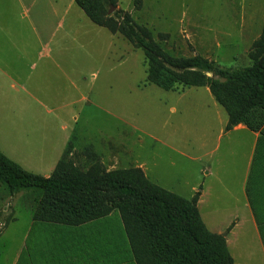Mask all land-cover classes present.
<instances>
[{
  "label": "rangeland",
  "instance_id": "374dc122",
  "mask_svg": "<svg viewBox=\"0 0 264 264\" xmlns=\"http://www.w3.org/2000/svg\"><path fill=\"white\" fill-rule=\"evenodd\" d=\"M53 1L71 2L72 8L65 23L52 28L41 58L33 48L34 38L26 36L29 53L24 59L10 43L0 61V69L6 70V76L0 71V151L40 175L49 173L62 156L89 176L138 169L132 171V182L140 176L155 183L154 178L155 184L191 199L192 186L201 181L202 164L214 165L213 158L194 159L204 128L208 129L204 149L217 150L224 165L218 173H225L227 190L241 198L250 138L244 131L217 140L216 100L210 89L179 85L164 89L155 79L171 81L172 73L161 71L151 77L142 49L121 33L92 23L74 0ZM107 14L116 19L128 15L135 25L148 29L170 56H200L240 67L249 64L251 45L261 34L264 0H115ZM217 106L227 119L224 108ZM247 119L254 130L241 124L264 135V107L251 109ZM251 189H246L250 199ZM42 195L35 188L9 191L0 181V264L16 263L17 248ZM214 195L223 207L219 188ZM251 203L256 220V204L254 208ZM107 216L114 224L120 222L115 209ZM233 223L220 232L211 231L223 236L228 251L226 233ZM122 259L126 261L124 255Z\"/></svg>",
  "mask_w": 264,
  "mask_h": 264
},
{
  "label": "trees",
  "instance_id": "16d2710c",
  "mask_svg": "<svg viewBox=\"0 0 264 264\" xmlns=\"http://www.w3.org/2000/svg\"><path fill=\"white\" fill-rule=\"evenodd\" d=\"M74 1L94 24L121 33L142 49L151 77L161 71L172 73L171 81L156 78V84L164 89L207 86L227 113L225 130L242 122L254 130L247 118L251 109L264 107V19L261 34L251 45L249 64L226 67L200 56H170L153 41L148 29L135 25L128 15L116 19L107 14L115 0ZM257 164L255 159L247 184L254 199ZM134 170L138 169L121 171L122 175L98 172L89 176L62 156L50 175L43 176L23 169L0 151V181L9 191H42L32 220L77 226L115 209L135 264H233L223 236L209 231L201 219L196 206L199 191L185 199L140 176L132 182Z\"/></svg>",
  "mask_w": 264,
  "mask_h": 264
},
{
  "label": "crops",
  "instance_id": "0c3cea01",
  "mask_svg": "<svg viewBox=\"0 0 264 264\" xmlns=\"http://www.w3.org/2000/svg\"><path fill=\"white\" fill-rule=\"evenodd\" d=\"M71 8V2L58 4L53 0H0V61L3 62L6 58L5 49L10 43L15 54L24 59L29 53L23 41L26 36L34 38L36 44L33 48L37 50V56L41 58L42 51L46 47L45 42L47 43L50 39L52 28L65 23ZM77 15L81 17L80 14ZM70 17L74 18V14H70ZM0 71L2 74L6 73L3 68ZM183 93L184 91L178 92V95ZM213 106V112L219 124L217 140H221L223 136L230 137L233 133L244 131H247V137L250 138L247 144L248 150H245V167L240 183L242 197H237L227 190L223 182L225 173L223 176L218 173V167H224L222 159L217 157L215 153L217 150L204 149L208 129L202 128L203 130L199 131L201 150H196L199 155L194 159L202 161L203 158H213L214 165L212 168H206L204 166L207 164H202L201 181L192 186L193 193L199 191L196 206L201 219L210 231L220 232L234 221L230 231L226 233L227 246L233 258V264H264V180H262L264 179L262 178L264 175V135L261 132L249 130L241 123L231 130H225L227 119L216 102ZM170 109L174 110V107L171 106ZM173 151L178 154L183 153L181 150ZM157 157V155L152 157V166L158 165ZM59 159L60 157L55 161L49 173ZM255 159L258 162L259 178L254 186L256 202L253 198L252 201L257 208V222L249 205L252 204L250 196L246 193ZM49 173L43 176H48ZM146 174L149 177V174ZM151 180L157 183L156 179ZM218 188L223 195H221L223 207L218 206L219 196L214 195ZM175 193L181 195L177 191ZM252 206L255 208V205ZM109 217L98 218L77 226L32 220L17 248L15 264H126V261L128 264H135L127 237L125 233H121L120 216L118 224H114L115 221L111 222ZM123 255L126 261H123Z\"/></svg>",
  "mask_w": 264,
  "mask_h": 264
}]
</instances>
